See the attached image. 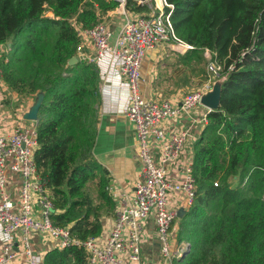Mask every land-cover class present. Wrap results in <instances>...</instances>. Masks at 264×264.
I'll return each instance as SVG.
<instances>
[{"label":"trees","instance_id":"obj_1","mask_svg":"<svg viewBox=\"0 0 264 264\" xmlns=\"http://www.w3.org/2000/svg\"><path fill=\"white\" fill-rule=\"evenodd\" d=\"M160 2V0H158ZM173 5L176 36L193 49L175 64L208 80L209 50L222 84L221 108L208 114L195 144L197 194L182 219L189 248L178 264H264V0H165ZM161 4V3H160ZM119 3L114 0H0V47L11 42L2 80L21 97L45 95L34 160L48 182L53 222L85 241L104 233L115 203L108 172L80 161L79 141L95 136L100 73L77 56L81 29H91ZM131 13L147 4L128 0ZM166 12L170 8H165ZM53 16H46L47 12ZM207 70V71H206ZM92 151V150H91ZM93 156V155H92ZM99 177L98 198L87 189ZM240 181L233 188L230 180ZM221 182L215 186V182ZM44 264H88L84 249H52Z\"/></svg>","mask_w":264,"mask_h":264},{"label":"built area","instance_id":"obj_2","mask_svg":"<svg viewBox=\"0 0 264 264\" xmlns=\"http://www.w3.org/2000/svg\"><path fill=\"white\" fill-rule=\"evenodd\" d=\"M114 1L121 6L128 2ZM155 5L148 16L133 17L124 11L125 22L117 35L101 23L78 32L81 40L78 52L81 53L86 42L91 44L96 50L92 62L110 58L109 62L117 63L120 73L127 79L131 102L126 113L135 123L138 153L143 162L142 179L136 184L133 197L121 196L108 237H91L85 241L73 237L68 227L53 222L56 210L48 182L38 173L34 160L38 148L37 124L32 128L15 124L9 133L0 129L4 132H0V235L4 238L0 245V264H44L45 256L33 249L35 232L51 239L54 249H84L88 264H144L143 252L154 235L160 243L162 264H178L185 254L188 245L177 238L173 224L181 209L189 210L193 206L197 181L193 165L181 171L179 181H172L167 166L200 138L194 137V126L204 128L208 124L211 110L198 116L195 111L204 108L203 93L210 86L176 103L157 101L141 93L142 64L148 52L166 44L181 54L193 49L175 34L171 20L174 6L165 0L161 6ZM165 8L170 11L166 12ZM1 49L0 80L2 65L7 63V60L4 63ZM205 53L210 56L211 52L206 50ZM209 68L213 75L220 76V67L215 62H210ZM2 113L0 109V115ZM185 115L190 116L193 126L186 130L174 129L168 134L167 125L178 126ZM157 151L159 162L155 160ZM9 173L22 178L18 204L9 190ZM214 185L219 183L216 181Z\"/></svg>","mask_w":264,"mask_h":264},{"label":"crops","instance_id":"obj_3","mask_svg":"<svg viewBox=\"0 0 264 264\" xmlns=\"http://www.w3.org/2000/svg\"><path fill=\"white\" fill-rule=\"evenodd\" d=\"M157 1L158 0H152L153 5ZM159 5H161L160 2ZM105 17H109L111 20L112 25L108 24L111 27L109 28L115 33H118L122 26L118 12H108ZM119 22L121 24H119ZM172 51L178 52L166 44L159 47L157 50L147 53L142 66L143 78L140 83L141 93L144 96L152 99H162L163 94L166 93H163L164 90L160 87L162 79L161 73L163 70L172 67L171 63L174 61L172 59L175 57L174 54L171 55ZM95 55V50L89 44H85L81 53L77 54L79 60H84L97 66L100 73L99 98L96 104V138L92 153L95 160L108 172V177L110 179L109 184L118 190L119 201L121 196L133 194L136 184L142 177V164L137 157L135 126L125 114V111L131 102L130 90L126 77L119 71V65L111 62L105 63L106 61L92 62L91 59H94ZM185 82L186 77L183 78V83ZM0 84V109L3 111L0 115V129H5V127H7V129L11 127L12 129L15 124L17 125L19 123H17V119L15 120L11 114H14V117L16 118L23 117L24 119L25 113H27L31 107L24 109L25 111H21V108L18 107V99L20 95L7 87L3 81H1ZM201 111L202 109L198 108L195 111V115L198 116ZM11 124L13 126H11ZM167 126L169 128L168 134H171L174 129L183 128L186 130L191 128L193 122L189 117L183 116L180 119L178 126ZM203 129L204 128L201 126H194V137H200ZM169 172L172 181L180 180L181 171L170 168ZM9 177V190L14 202L18 204L19 189L22 183V178L19 174L14 173H9ZM114 219L115 211L112 216H108L104 219V233L101 235L102 239L108 237V231L110 230ZM179 221L180 219L175 222L176 226H179ZM149 225L151 229L152 225ZM3 240L4 238L0 235V245ZM33 247L35 252L43 256H46L48 252L54 249V245L44 243L39 236H35ZM158 254L159 243L157 239H154L146 246L143 255L148 264H155L157 257L159 256Z\"/></svg>","mask_w":264,"mask_h":264},{"label":"rangeland","instance_id":"obj_4","mask_svg":"<svg viewBox=\"0 0 264 264\" xmlns=\"http://www.w3.org/2000/svg\"><path fill=\"white\" fill-rule=\"evenodd\" d=\"M135 1H137L141 5L147 4V6L150 9V12L149 13H144V14H135V13L132 14L130 11L127 10L126 5L125 6H121L120 3L118 2L119 3L118 7L115 10H113V11H117L118 12L119 20H121L120 22H122V25L125 22V15L123 14L124 11L129 12V14H131L133 17L134 16H148L149 14L152 13L153 10H155V8H154L156 6L155 4H158L159 5V2L158 1H157L158 3L156 2V3H154V5H153L152 0H147V1L135 0ZM160 3H162V0H160ZM159 6H161V5H159ZM46 16L52 17L53 16V13L51 11L50 12H47L46 13ZM101 20L102 21L100 23L103 24V25H105V26H107V28L109 29V31L111 33H113V35H117L118 34V33H115L112 29H110L111 27L108 24H111L112 25V23H111V20H110L109 17H105V15H104ZM123 20H124V22H123ZM120 22H119V24H121ZM85 44H89V43L86 42ZM89 45H91V44H89ZM10 46H11V42L9 44H7V45H4L3 48L1 49L2 54H4L5 52H8V50H9L8 47H10ZM92 48L95 50V48L93 46H92ZM176 53H179V52H176ZM77 54H80V52H78V50H77ZM76 57H78V56H76ZM205 57L210 62H213V58L210 59L211 53H210V56H208L207 53H205ZM109 59L110 58H108V60H105L106 61L105 63H109ZM172 60H174L171 63L172 64V67L171 68H167V70H163L162 73H161L162 74V79H161V82H160V85H161L160 87L164 90V91L162 90L163 93L164 92H166V93L163 94L162 99H154V100H157V101H171V102H175L176 103V101H179V100L182 101L181 99H183L184 97H186L188 94L193 93V92H197V91H201V90L205 89L206 86H210V89H208L207 91H205L203 93V97H204L208 92H210V91L213 90V87L216 84H221L222 85L226 81V79H227V74L221 75V76H216L214 74L215 75L214 76L213 73H212V71L210 70L209 66H208V71L210 73L208 74L209 75L208 76V78H209L208 80H206V78L203 77V75H200V76H197V77L195 76L194 77V76H192V74H191V72L189 70L181 67V65H180V67H178L176 65H173L177 61V59L175 60V57ZM111 63H113V62H111ZM142 66H143V64H142ZM2 73H3V71H2ZM184 77H186V82L185 83H183V78ZM142 78H143V75H142ZM0 81H3L2 80V75H1V80ZM178 89H180V90H178ZM40 93H38L36 95H32V96L31 95H28V97H21L20 96L19 99H18V101H19L18 107L21 108V111H25L24 109H26L28 107H32L33 105H35V103H36V101L38 99V95ZM201 109H202V111L200 113L204 112V114H205V113L208 112V109L209 108L206 107V106H204V108H201ZM95 114H97V113H95ZM125 114L127 116L126 111H125ZM39 115H40V112H39ZM185 117H189L190 118V116H188V115H185ZM191 117L192 118H196V117H193V116H191ZM13 118H15V120L17 119V121H18L17 123H19V124L22 123L27 128H32L33 127V124L35 123V122L33 123V121L24 120L23 117H17L16 118V117H14V114H13ZM127 118L135 126V123L128 116H127ZM11 126H13V125L11 124ZM96 127H97V118L95 119V117H94L93 120L90 121V127H89V129L91 131H93V132L95 131V136H91L90 135L88 137V135H89L88 134L86 136V140H80L79 141L80 161L89 160L90 157H93L92 156L93 155L92 152H93V146H94V142H95V138H96ZM12 129H11V127L8 128V129H7V127H5L4 132L5 133H9ZM1 130H0V132L3 134L4 132L1 131ZM135 132H136V141H137V157H138L139 161L141 162L142 169H143V162H142V159L139 157V153H138V146L139 145H138V140H137L136 126H135ZM196 142L193 143V145H191L190 148H187L186 151L181 155V157H179L178 159L174 160L173 161V164H169L167 166L168 170H170V168H171V169H178V171H183L184 169H186V167L188 165H193L194 164V159H195V147L194 146H195ZM185 159H186V161H185ZM155 160L157 162H159V151H157L155 153ZM192 172H193V175H194V170H192ZM142 175H143V173L141 172V176ZM141 179H142V177H141ZM239 181H240V178L238 180H234V178H233L229 182H230V185L233 186V188H236L238 186V184H239L238 183ZM98 182H99V177H96V178H94V180L90 181L88 183V186H87L88 191L95 198H98V190H97ZM217 182L220 184L221 180L218 179ZM108 190L111 193V197L113 198V201L115 203V207H117V205H118V193H117L118 190H116L114 187L110 186V184L108 185ZM134 192H133V194L128 195V196L129 197H133ZM185 211H187V210H185ZM178 219H182V218H179V216H178L177 220ZM175 222L173 224V227L176 224ZM181 223H182V221L180 220L179 221V226H176L175 225V229H174V231H175V233L177 235V238L179 240H180L179 233H180V230H181ZM154 234H155V232H154ZM35 236H39L41 238V241H44V243H50V244L53 245V241L51 239H47V237H46L45 234L36 233L35 232V233H33L34 239H35ZM154 239H157L155 237V235H154ZM180 241H183V240H180ZM183 242L186 243L188 245V248H189V244L186 241H183ZM158 243H159V241H158ZM158 255L159 256L157 257V260H156L155 264H160L161 263V259H160V243H159V254ZM184 255H183V257H184ZM144 264H148V262H147V260L145 258H144Z\"/></svg>","mask_w":264,"mask_h":264},{"label":"water","instance_id":"obj_5","mask_svg":"<svg viewBox=\"0 0 264 264\" xmlns=\"http://www.w3.org/2000/svg\"><path fill=\"white\" fill-rule=\"evenodd\" d=\"M147 1V0H142ZM79 60L78 57L72 58L70 60V64H73ZM221 96H222V85L216 84L213 87V90L208 92L203 98H202V104L206 107H208L211 111H217L221 108ZM45 95L43 93H40L38 95V99L31 107V109L24 115L25 120L38 122L39 120V112L42 106V103L44 101ZM185 214V210L181 209L178 212L179 218H182ZM187 252V251H186Z\"/></svg>","mask_w":264,"mask_h":264}]
</instances>
